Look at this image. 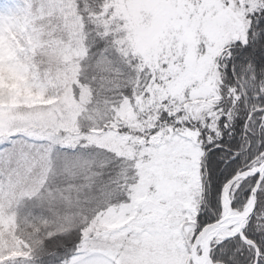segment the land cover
I'll return each instance as SVG.
<instances>
[{"label": "snow or ice", "instance_id": "1", "mask_svg": "<svg viewBox=\"0 0 264 264\" xmlns=\"http://www.w3.org/2000/svg\"><path fill=\"white\" fill-rule=\"evenodd\" d=\"M0 75V264H264V0H0Z\"/></svg>", "mask_w": 264, "mask_h": 264}, {"label": "rangeland", "instance_id": "2", "mask_svg": "<svg viewBox=\"0 0 264 264\" xmlns=\"http://www.w3.org/2000/svg\"><path fill=\"white\" fill-rule=\"evenodd\" d=\"M7 75V79H10L13 81V84L12 86L15 87L16 86V81H15V78L12 77L10 74H6ZM3 79H4V76L3 75H0V83L3 82Z\"/></svg>", "mask_w": 264, "mask_h": 264}]
</instances>
